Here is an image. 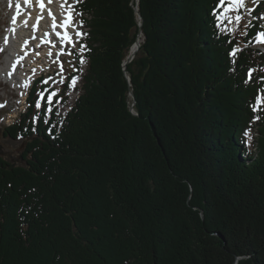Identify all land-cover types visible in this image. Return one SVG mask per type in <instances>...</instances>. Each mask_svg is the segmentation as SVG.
I'll return each instance as SVG.
<instances>
[{
    "label": "trees",
    "instance_id": "obj_1",
    "mask_svg": "<svg viewBox=\"0 0 264 264\" xmlns=\"http://www.w3.org/2000/svg\"><path fill=\"white\" fill-rule=\"evenodd\" d=\"M263 5L240 45L220 0H77L81 92L2 128L0 264H264Z\"/></svg>",
    "mask_w": 264,
    "mask_h": 264
},
{
    "label": "rangeland",
    "instance_id": "obj_2",
    "mask_svg": "<svg viewBox=\"0 0 264 264\" xmlns=\"http://www.w3.org/2000/svg\"><path fill=\"white\" fill-rule=\"evenodd\" d=\"M258 0H243V6L237 8H231L229 9V0H224V3L222 4V11L219 16V25L222 30L229 31L232 36L236 39V41L242 45V38L245 33L246 25L251 20L252 12H254L253 6ZM59 6V5H58ZM264 11V7H262ZM10 13H11V2L9 0H0V68L4 67L6 63V57H8L7 52L2 48V40L8 31L9 26V19H10ZM261 14L264 12H260ZM239 16L240 19L237 20L236 17ZM60 17V16H59ZM262 16L261 18H263ZM77 27H82V20L80 18V15L77 13V20H76ZM21 30H26V28H20ZM257 46L263 45L264 46V37H262L260 34H258L257 37ZM17 46V45H16ZM261 48V47H260ZM262 50H264V47H262ZM79 51V50H78ZM66 63L69 66L68 72H74L75 66L79 63L76 62L74 57L71 59L66 60ZM86 68V60L81 62L80 70H78L77 78H75V87L72 88L70 85L71 82L68 83V90L64 92V95L66 97V107L62 104L60 101V97H57L58 95H53V93L57 94L61 89V83L62 80H58L56 84V88L53 90V92L48 96L49 101H52L51 105L46 109V114L43 113V116L48 119V116H52L53 112L55 111L56 114L59 116H62L65 111L71 106L73 103L76 93L75 92H81L80 91V85H81V77L85 73ZM4 69V68H3ZM3 72L1 74V78H3ZM264 79V78H263ZM73 83V82H72ZM15 84L14 82L10 84L9 87H3L0 84V103H3L5 107L0 111V156L4 157L6 160L21 165L24 164L25 161L21 157V153L25 147V139L22 137H19L18 139H12L9 137H4L2 134V126L4 123H8L12 121L13 117L15 118L14 111L15 108L20 109L19 107V101L15 98L14 95L15 91L12 89ZM39 99L36 103L37 108L40 106V101H44V97L38 96ZM260 97V96H259ZM262 105V102L259 103ZM25 105H23V108ZM54 108H56L54 110ZM22 109V108H21ZM9 111V112H8ZM11 116V117H10ZM35 120V118H34ZM257 128L253 129L252 131H249L248 135L245 136V143L246 146L249 148V150H252L251 152H255V147H253L251 139L255 140L257 138ZM250 136V138H249Z\"/></svg>",
    "mask_w": 264,
    "mask_h": 264
},
{
    "label": "bare ground",
    "instance_id": "obj_3",
    "mask_svg": "<svg viewBox=\"0 0 264 264\" xmlns=\"http://www.w3.org/2000/svg\"><path fill=\"white\" fill-rule=\"evenodd\" d=\"M32 3L34 4L33 7H35V5H42L43 4V10L46 13V16L44 18H42L43 24L46 26V24L48 23H53V22H57L56 19H59L60 14H61V7L63 5V1H58V0H32ZM60 6H58V5ZM37 17V12L36 11H32L29 14H25V13H21L18 17V21H17V25L20 26V28H26V30H21L20 28L18 29V33L13 35V36H9V34H5L4 36V40H5V49L11 50V56H13V50L12 49H16L15 47V42L16 40H20L22 38V36L24 34L27 33V28H28V22L30 19H34ZM140 41V38H138ZM1 69V68H0Z\"/></svg>",
    "mask_w": 264,
    "mask_h": 264
},
{
    "label": "snow or ice",
    "instance_id": "obj_4",
    "mask_svg": "<svg viewBox=\"0 0 264 264\" xmlns=\"http://www.w3.org/2000/svg\"><path fill=\"white\" fill-rule=\"evenodd\" d=\"M220 2H221V4H223L224 3V0H220ZM41 6L43 7V4ZM242 6H243V0H229V9H231V8H237L238 9L239 7H242ZM236 19L239 20L240 17L237 16ZM71 23H72V18H71V14H69L68 15V18L63 22V24H61V27H64L65 28V31L62 34L63 41H66V42H69V43H73L72 37L69 36L68 31H67V29L71 25ZM57 35L59 36V35H61V33H57ZM76 35H81V33L77 32ZM260 35L262 37H264V33H261ZM236 51H239V49L234 50V52L232 54L235 55V52ZM81 62H83V61H81ZM61 71H63V64H61ZM74 83H75V80L73 79V84ZM53 95H55V93H53ZM261 102H264V101H261V99L258 98V104L253 107V110L254 111H258L259 110L258 105ZM0 107H2V105H0ZM258 118L259 117H257V119ZM248 134H249L248 132L245 133V135H248ZM249 138H250V136H249Z\"/></svg>",
    "mask_w": 264,
    "mask_h": 264
},
{
    "label": "water",
    "instance_id": "obj_5",
    "mask_svg": "<svg viewBox=\"0 0 264 264\" xmlns=\"http://www.w3.org/2000/svg\"><path fill=\"white\" fill-rule=\"evenodd\" d=\"M136 12H137L138 17L141 18V15H140V13L138 12L137 7H136ZM140 25H141V23H140ZM141 35H142L141 32H139V36H141ZM139 45H140V41H139V39L137 38V40L134 42V44L132 45V47H131V49H130V53H129L128 57H127L128 59L124 62V66H125V64H126L128 61H130V60L133 58L135 52H136L137 49L139 48ZM128 78H129V77H128ZM130 94H131V96H132V92H131ZM133 104H134V101L132 102V105H133ZM201 216H202V213H201Z\"/></svg>",
    "mask_w": 264,
    "mask_h": 264
}]
</instances>
